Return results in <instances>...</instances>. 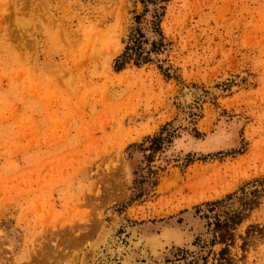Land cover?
<instances>
[{
    "label": "rangeland",
    "instance_id": "374dc122",
    "mask_svg": "<svg viewBox=\"0 0 264 264\" xmlns=\"http://www.w3.org/2000/svg\"><path fill=\"white\" fill-rule=\"evenodd\" d=\"M140 10L0 0V264H264V194L223 255L202 216L264 177V0H171L170 78L160 61L113 67ZM167 122L158 183L129 202L147 163L128 146ZM172 223L189 243L153 252L142 235ZM249 225L261 234L243 249Z\"/></svg>",
    "mask_w": 264,
    "mask_h": 264
},
{
    "label": "trees",
    "instance_id": "16d2710c",
    "mask_svg": "<svg viewBox=\"0 0 264 264\" xmlns=\"http://www.w3.org/2000/svg\"><path fill=\"white\" fill-rule=\"evenodd\" d=\"M141 6L140 11H132L130 23L122 42V51L114 58L115 71L124 69L127 65L140 67L144 64L160 61L159 69L164 76H172L171 67L163 66L165 59H159L169 46V41L164 35L161 22L165 16L167 5L171 0H133ZM176 129L171 122L165 123L159 131L152 136H146L141 143H134L128 149L136 147L143 154L146 166L136 171L137 178L133 180L132 192L129 202L138 200L148 194V189H154L158 183V170L151 165L157 152L163 151L172 141ZM149 151V153H145ZM188 161H191L188 160ZM145 169V170H144ZM143 171V172H142ZM264 194V177L254 179L240 186L236 191L227 194L222 199L209 201L204 204L203 218L206 219L207 231L211 235L210 245L223 244L221 255L228 251V247L235 243V231L240 223L248 217V213L255 208L260 197ZM236 200L238 206L232 208ZM232 200V201H231ZM199 209V207L197 208ZM199 211V210H198ZM197 211V212H198ZM261 234V229L249 225L243 238L242 248L245 249ZM225 259V257H221Z\"/></svg>",
    "mask_w": 264,
    "mask_h": 264
},
{
    "label": "bare ground",
    "instance_id": "6f19581e",
    "mask_svg": "<svg viewBox=\"0 0 264 264\" xmlns=\"http://www.w3.org/2000/svg\"><path fill=\"white\" fill-rule=\"evenodd\" d=\"M181 232H182L181 228L179 226L175 225L174 223H172V224L164 227L161 234L154 233L150 229H147L144 232V234L142 235L143 239L142 238L141 239L146 243L147 246L151 247L153 252H156L157 247H160L161 245H170V244L182 245L183 243L188 244L190 241V238L188 236H186V234L183 236L182 234H184V233H181ZM133 235H134V233H133ZM43 255H44V253H43ZM45 256H47V255H45ZM34 257L35 256H33V258ZM37 257H39V256H37ZM40 259L42 260V258H40Z\"/></svg>",
    "mask_w": 264,
    "mask_h": 264
}]
</instances>
